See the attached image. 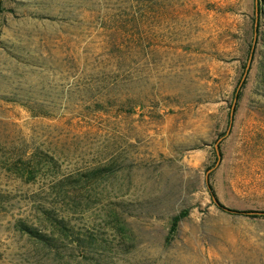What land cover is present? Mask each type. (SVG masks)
Masks as SVG:
<instances>
[{
	"label": "rangeland",
	"instance_id": "1",
	"mask_svg": "<svg viewBox=\"0 0 264 264\" xmlns=\"http://www.w3.org/2000/svg\"><path fill=\"white\" fill-rule=\"evenodd\" d=\"M253 9L0 0V264H264Z\"/></svg>",
	"mask_w": 264,
	"mask_h": 264
},
{
	"label": "trees",
	"instance_id": "2",
	"mask_svg": "<svg viewBox=\"0 0 264 264\" xmlns=\"http://www.w3.org/2000/svg\"><path fill=\"white\" fill-rule=\"evenodd\" d=\"M264 18V0H254V9H253V17H252V36H251V44L250 49H249V53H250V57L252 58L253 53H254V49L256 46V43L258 41V36H259V27H260V19ZM247 70H245L246 72ZM244 72V73H245ZM240 83H244V80L240 81ZM240 86V84H239ZM239 86L235 89L234 91V99L239 97ZM233 106H232V109ZM231 113V112H230ZM231 115H230V120H231ZM210 190V194H211V198L213 200V203L216 205V207L218 209H220L221 211L227 212V213H234V214H244V215H253V214H259L260 212L257 211H247V210H238V209H234L228 206H225L224 204L220 203L215 195V193L213 192V190L211 189V187H209ZM185 216V211L181 212L180 214L176 215L172 222H171V230H174L177 222L183 218ZM21 229L28 232L31 236L36 237L38 242H43L44 241V236L39 234L37 231H35V229H33L32 227H30L29 225H26L25 223H21L20 225Z\"/></svg>",
	"mask_w": 264,
	"mask_h": 264
},
{
	"label": "water",
	"instance_id": "3",
	"mask_svg": "<svg viewBox=\"0 0 264 264\" xmlns=\"http://www.w3.org/2000/svg\"><path fill=\"white\" fill-rule=\"evenodd\" d=\"M249 59H250V57H249ZM248 66V65H247ZM244 76V75H243ZM230 115L232 116V112L230 113Z\"/></svg>",
	"mask_w": 264,
	"mask_h": 264
}]
</instances>
